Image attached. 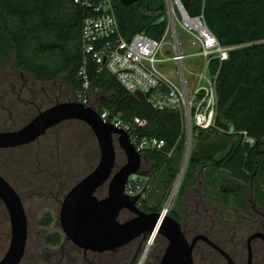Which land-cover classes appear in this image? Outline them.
<instances>
[{
	"label": "rangeland",
	"instance_id": "1",
	"mask_svg": "<svg viewBox=\"0 0 264 264\" xmlns=\"http://www.w3.org/2000/svg\"><path fill=\"white\" fill-rule=\"evenodd\" d=\"M176 29L181 50L186 53L196 52L199 43L194 34L179 23H176ZM170 38L168 36L167 41ZM190 62L191 59L185 60L186 64ZM194 62L198 63V60L194 58ZM166 66L173 69L174 63L168 62ZM168 76L175 81V75L168 73ZM74 97L72 91L63 84L61 76L50 82H41L31 73L17 69L13 61L0 69V131L17 130L30 122L39 110L56 102L74 101ZM100 97V94H93L95 102ZM215 135L217 136L204 142L208 145L207 148L221 141L220 134ZM92 144L94 149H91ZM114 145L116 158L123 165L126 155L116 140ZM199 147L198 138L193 136L191 149L187 154L185 137L179 151L175 153L172 171L164 169L161 174L154 175L151 173V164L142 159L139 173L131 176L129 182L133 178V187L138 186L136 190L141 195V205L145 201L148 207L159 206L161 211L165 209L172 192L168 211L176 209L182 230L189 241L197 234H206L236 257L233 260L237 264H246L248 236L256 230L264 229V157L259 159V172L250 186L233 180L223 169L214 171L198 168L190 180L185 178L188 160L182 170L184 160L186 156L189 159L191 152L198 151ZM99 157L94 134L86 124L77 120L65 121L60 127L51 128L38 140L25 146L0 149V174L17 191L27 217V245L20 264L139 263L148 235H142L119 248L97 252L78 247L66 237L62 229L60 211L66 191L80 173L98 163ZM181 173L183 174L178 182ZM166 174L172 178L169 191L166 190L168 185L163 181ZM183 181L190 183L185 192L180 194ZM95 194L99 199L105 197L108 194V183L102 185ZM132 216L129 211L124 210L118 220L125 221ZM48 218L49 223L44 224ZM55 234L59 235V242H49ZM10 240V218L0 199V260L5 255ZM166 244L165 237L158 234L143 264H159ZM262 245L258 239L253 241L255 257L252 264H264V259H258L262 255ZM193 264L228 263L209 245L199 241L193 251Z\"/></svg>",
	"mask_w": 264,
	"mask_h": 264
},
{
	"label": "trees",
	"instance_id": "2",
	"mask_svg": "<svg viewBox=\"0 0 264 264\" xmlns=\"http://www.w3.org/2000/svg\"><path fill=\"white\" fill-rule=\"evenodd\" d=\"M180 1L190 17L203 15L221 45L238 46L227 60L210 63L211 72L218 73V113L213 127L194 134L200 147L189 156L185 178L191 180L198 168L223 169L233 180L250 186L258 175L259 159L264 157V0ZM87 12L74 0H0V69L15 61L17 69L41 82L61 76L63 84L77 94L82 87L78 71L84 63L81 28ZM115 14L127 39L139 32L160 38L166 29L164 0H139L128 6L115 0ZM86 60L91 93L101 95L99 107L119 113L124 121L144 120L140 135L156 136L166 144L161 150L145 151L142 159L151 164L154 175L164 169L172 171L175 153L185 140L180 113L153 109L108 70H99L90 57ZM243 131L255 139L254 144L243 142ZM215 134H220L221 141L207 148L204 142ZM174 144L173 155L167 157ZM95 166L80 173L72 186ZM121 166L116 158L115 170ZM163 181L169 191L171 176L166 174ZM189 183L182 182L180 194ZM137 205L146 212L161 211L159 206L148 207L145 201ZM168 214L179 220L176 209ZM59 240L55 234L49 242Z\"/></svg>",
	"mask_w": 264,
	"mask_h": 264
},
{
	"label": "built area",
	"instance_id": "3",
	"mask_svg": "<svg viewBox=\"0 0 264 264\" xmlns=\"http://www.w3.org/2000/svg\"><path fill=\"white\" fill-rule=\"evenodd\" d=\"M74 2L88 11L81 28L84 63L78 76L82 80V87L75 94L74 101L91 107L103 122L128 133L139 153L165 147L163 139L140 135L139 129L144 127V120L136 117L132 121H124L119 113L101 109L98 102L93 100L86 60L90 57L99 70H108L127 91L132 94L137 91L143 93L153 109L179 112L189 154L194 134L213 127L218 113V73L211 72L210 63L227 60L229 52L238 46L221 45L203 15L190 17L180 0H164L166 29L160 38L139 32L129 39L121 33L115 14V0ZM176 23L194 34L199 43L196 52L181 50ZM168 36L171 37L169 41ZM194 58L198 63L194 62ZM186 59H191V62L186 64ZM168 62L174 63L173 69L165 67ZM168 73L175 75V81L169 78ZM241 135L243 142L250 145L255 143V139L246 131L241 132ZM175 148L176 144L168 151L167 157L173 155ZM187 160L188 156L182 170ZM132 181L125 188L129 196L139 193L136 190L138 186L133 187Z\"/></svg>",
	"mask_w": 264,
	"mask_h": 264
},
{
	"label": "water",
	"instance_id": "4",
	"mask_svg": "<svg viewBox=\"0 0 264 264\" xmlns=\"http://www.w3.org/2000/svg\"><path fill=\"white\" fill-rule=\"evenodd\" d=\"M137 1L119 0L124 6ZM134 96L140 101L145 100L144 94L139 91ZM69 120L81 121L90 128L97 141L100 157L96 166L64 196L60 222L68 239L85 251L103 252L124 246L142 235H148L149 241L151 237L155 239L161 234L167 244L159 264H193V251L199 241L216 248L228 264H237L204 234H197L189 241L181 222L169 215L167 208L152 212L139 208L137 203L141 195L129 196L125 188L129 178L139 173L142 154L135 149L128 133L103 122L99 114L87 105L75 101L59 102L40 111L17 130L0 131V149L35 142L51 128ZM115 140L126 155V162L117 170ZM105 183H108V194L99 199L95 193ZM0 199L7 209L11 225L10 244L0 264H20L27 245V217L20 196L1 175ZM124 210L133 216L119 221L118 217ZM258 237L264 239L261 232L247 239L249 259L246 264H252L251 242Z\"/></svg>",
	"mask_w": 264,
	"mask_h": 264
},
{
	"label": "flooded vegetation",
	"instance_id": "5",
	"mask_svg": "<svg viewBox=\"0 0 264 264\" xmlns=\"http://www.w3.org/2000/svg\"><path fill=\"white\" fill-rule=\"evenodd\" d=\"M64 102V101H63ZM56 103H59V102H56ZM56 103H54V104H56ZM54 104H52V105H54ZM52 105H50V106H52ZM50 106H48V107H50ZM48 107H46V108H48ZM45 108V109H46ZM44 110V109H43ZM42 111V110H41ZM39 112H40V110H39ZM38 112V113H39ZM37 115V114H36ZM35 117V116H34ZM60 125V124H59ZM58 126V125H57ZM56 127V126H55ZM55 127H53V128H55ZM8 131V130H7ZM9 131H12V130H9ZM25 146V145H24ZM4 149H9V148H4ZM117 170V169H116ZM1 175V174H0ZM2 176V175H1ZM3 177V176H2ZM4 178V177H3ZM5 179V178H4ZM129 182V181H128ZM10 184V183H9ZM11 185V184H10ZM12 186V185H11ZM13 187V186H12ZM14 188V187H13ZM16 191V190H15ZM17 192V191H16ZM140 198H141V196H140ZM139 198V199H140ZM138 202H139V200H138ZM138 204V203H137ZM132 214V213H131ZM133 215V214H132ZM129 218H131V217H129ZM128 218V219H129ZM256 232H261L263 235H264V229L263 230H256L255 232H253L252 234H254V233H256ZM252 234H250V235H252ZM204 235H206V234H204ZM249 235V236H250ZM213 243H215V245H217L219 248H221L223 251H225L232 259H237L236 257H234V256H232V254H230L228 251H226L224 248H223V246L221 245V244H219L218 242H215V241H213L208 235H206ZM248 236V237H249ZM248 239V238H247ZM260 240L261 242H262V248H263V250H262V255L258 258V259H264V239H262V238H260V237H258V238H255V239H253L252 240V242H251V244L253 243V241L254 240ZM204 242V241H203ZM204 243H206L207 245H209L207 242H204ZM246 245H247V241H246ZM215 252H217L218 254H220L224 259H225V257L216 249V248H214L213 246H211V245H209ZM252 246V245H251ZM196 247V246H195ZM236 250V249H235ZM238 251V250H237ZM239 252V251H238ZM254 252H253V248H252V258L251 259H254ZM247 259H249L248 258V249H247Z\"/></svg>",
	"mask_w": 264,
	"mask_h": 264
},
{
	"label": "bare ground",
	"instance_id": "6",
	"mask_svg": "<svg viewBox=\"0 0 264 264\" xmlns=\"http://www.w3.org/2000/svg\"><path fill=\"white\" fill-rule=\"evenodd\" d=\"M180 178H181V177H180ZM178 182H179V179H178ZM176 188H177V187L175 186L174 189H176ZM172 196H173V195L171 194V197H170L168 203L166 204V206H165L164 208H167V209H168L169 204H170L171 199H172ZM154 240H155V239L151 237V240H149V241L147 242V244H146V248H145V250H144V253H143V255H142V257H141V259H140V261H139L138 264H143V262L145 261V258H146V256H147V253L149 252V249H150V247L152 246Z\"/></svg>",
	"mask_w": 264,
	"mask_h": 264
}]
</instances>
